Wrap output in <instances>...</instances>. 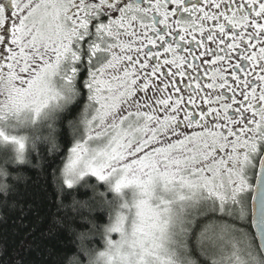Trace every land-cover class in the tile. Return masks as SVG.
Returning <instances> with one entry per match:
<instances>
[{"label":"snow or ice","instance_id":"1","mask_svg":"<svg viewBox=\"0 0 264 264\" xmlns=\"http://www.w3.org/2000/svg\"><path fill=\"white\" fill-rule=\"evenodd\" d=\"M47 153L45 264H264V0H0L2 222Z\"/></svg>","mask_w":264,"mask_h":264},{"label":"trees","instance_id":"2","mask_svg":"<svg viewBox=\"0 0 264 264\" xmlns=\"http://www.w3.org/2000/svg\"><path fill=\"white\" fill-rule=\"evenodd\" d=\"M68 134L71 135V130H68ZM62 164V157L47 153L35 167L24 166L19 181L23 212L19 209H9L6 222H2L0 217V246H6L14 257L24 249L25 259L29 264H45L46 257L41 254L53 246H58L57 241L46 240L41 232L46 228L49 212L55 211L58 196L57 177ZM72 195L77 199H87L92 193L88 189L80 188L74 190ZM103 215L106 223L107 213ZM113 238L118 237L113 234ZM94 240L92 247L93 255L96 256L104 250V244L99 234L95 235ZM29 247L30 253L27 252Z\"/></svg>","mask_w":264,"mask_h":264},{"label":"rangeland","instance_id":"3","mask_svg":"<svg viewBox=\"0 0 264 264\" xmlns=\"http://www.w3.org/2000/svg\"><path fill=\"white\" fill-rule=\"evenodd\" d=\"M229 241H230V238L225 237V240L223 241V243L225 244L226 249L230 252L232 251V248H231V243Z\"/></svg>","mask_w":264,"mask_h":264}]
</instances>
